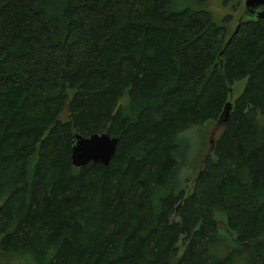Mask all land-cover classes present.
<instances>
[{
  "label": "trees",
  "instance_id": "obj_1",
  "mask_svg": "<svg viewBox=\"0 0 264 264\" xmlns=\"http://www.w3.org/2000/svg\"><path fill=\"white\" fill-rule=\"evenodd\" d=\"M175 1L0 0V253L264 264V19ZM216 120L188 194L178 136ZM75 133L118 137L110 164L75 166Z\"/></svg>",
  "mask_w": 264,
  "mask_h": 264
},
{
  "label": "rangeland",
  "instance_id": "obj_2",
  "mask_svg": "<svg viewBox=\"0 0 264 264\" xmlns=\"http://www.w3.org/2000/svg\"><path fill=\"white\" fill-rule=\"evenodd\" d=\"M175 6L177 8L207 9L212 12L217 23H222L225 16L230 15L231 21L227 23V26L230 31L229 35H231L235 32L244 10V0L238 9L234 8L233 4H225L224 0H176ZM245 84L246 79H242L233 85L230 103H228L225 114L231 111ZM223 127V120L207 121L201 125H194L179 134L178 142L181 146V153L178 158L180 162L183 159L184 162H187L181 169L180 180L183 185L188 186V194L192 193L201 168L205 166L210 157H214V143L223 131ZM0 264H40V262L29 255L0 253Z\"/></svg>",
  "mask_w": 264,
  "mask_h": 264
},
{
  "label": "water",
  "instance_id": "obj_3",
  "mask_svg": "<svg viewBox=\"0 0 264 264\" xmlns=\"http://www.w3.org/2000/svg\"><path fill=\"white\" fill-rule=\"evenodd\" d=\"M261 7H264V0H245L244 10L234 34L238 31L240 22L245 17L255 15L264 19V9ZM118 143V137H112L107 133H95L90 136L75 133L72 142V162L78 167L89 162L102 163L108 166L117 151Z\"/></svg>",
  "mask_w": 264,
  "mask_h": 264
}]
</instances>
